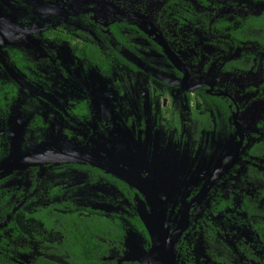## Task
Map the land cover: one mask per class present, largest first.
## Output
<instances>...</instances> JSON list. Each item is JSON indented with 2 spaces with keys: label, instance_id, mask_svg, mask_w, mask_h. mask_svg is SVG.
<instances>
[{
  "label": "flooded vegetation",
  "instance_id": "obj_1",
  "mask_svg": "<svg viewBox=\"0 0 264 264\" xmlns=\"http://www.w3.org/2000/svg\"><path fill=\"white\" fill-rule=\"evenodd\" d=\"M7 238L19 264H264V0H0Z\"/></svg>",
  "mask_w": 264,
  "mask_h": 264
},
{
  "label": "trees",
  "instance_id": "obj_2",
  "mask_svg": "<svg viewBox=\"0 0 264 264\" xmlns=\"http://www.w3.org/2000/svg\"><path fill=\"white\" fill-rule=\"evenodd\" d=\"M9 244V245H8ZM14 248V244L10 241V239H4L0 242V264H19L16 259H12L10 256V252ZM97 261V259L90 258L89 256L85 257L83 255H79L76 258L75 264H92V261ZM50 264V263H43Z\"/></svg>",
  "mask_w": 264,
  "mask_h": 264
},
{
  "label": "water",
  "instance_id": "obj_3",
  "mask_svg": "<svg viewBox=\"0 0 264 264\" xmlns=\"http://www.w3.org/2000/svg\"><path fill=\"white\" fill-rule=\"evenodd\" d=\"M152 255V257H154V254H151ZM144 262V261H143Z\"/></svg>",
  "mask_w": 264,
  "mask_h": 264
}]
</instances>
